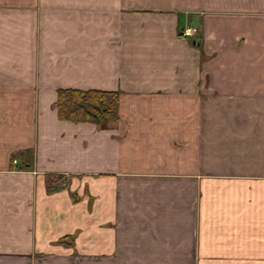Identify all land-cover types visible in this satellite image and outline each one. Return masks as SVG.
Returning <instances> with one entry per match:
<instances>
[{
  "label": "crops",
  "instance_id": "0c3cea01",
  "mask_svg": "<svg viewBox=\"0 0 264 264\" xmlns=\"http://www.w3.org/2000/svg\"><path fill=\"white\" fill-rule=\"evenodd\" d=\"M0 264H264V0H0Z\"/></svg>",
  "mask_w": 264,
  "mask_h": 264
},
{
  "label": "trees",
  "instance_id": "16d2710c",
  "mask_svg": "<svg viewBox=\"0 0 264 264\" xmlns=\"http://www.w3.org/2000/svg\"><path fill=\"white\" fill-rule=\"evenodd\" d=\"M119 92L101 90H62L59 114L63 117L97 124L114 123L119 115Z\"/></svg>",
  "mask_w": 264,
  "mask_h": 264
},
{
  "label": "built area",
  "instance_id": "2783aa9c",
  "mask_svg": "<svg viewBox=\"0 0 264 264\" xmlns=\"http://www.w3.org/2000/svg\"><path fill=\"white\" fill-rule=\"evenodd\" d=\"M197 32H198V28L197 27H187V28L182 30V34L184 36H192V35H194Z\"/></svg>",
  "mask_w": 264,
  "mask_h": 264
}]
</instances>
